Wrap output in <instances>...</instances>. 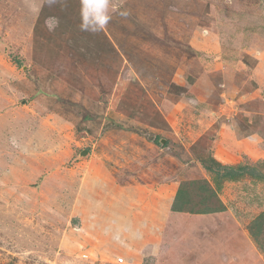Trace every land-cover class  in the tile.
Masks as SVG:
<instances>
[{"label": "rangeland", "instance_id": "1", "mask_svg": "<svg viewBox=\"0 0 264 264\" xmlns=\"http://www.w3.org/2000/svg\"><path fill=\"white\" fill-rule=\"evenodd\" d=\"M210 155L264 174V0H0V264H264V177ZM203 179L221 211L170 209Z\"/></svg>", "mask_w": 264, "mask_h": 264}, {"label": "trees", "instance_id": "2", "mask_svg": "<svg viewBox=\"0 0 264 264\" xmlns=\"http://www.w3.org/2000/svg\"><path fill=\"white\" fill-rule=\"evenodd\" d=\"M16 64L19 62L15 61ZM159 136L154 138V143L158 144ZM200 164L204 169L214 172L219 178H240L243 174H250L255 177H264V174L259 170H256L247 165L230 166L220 163L212 155L207 158H199ZM197 183V184H196ZM188 185L196 186V195H199L197 201L192 197V193L188 190V187L183 185L179 186L175 197L171 204L172 211H188L190 213H212L215 211H221L223 207L211 203V197H213L212 189L206 180L189 181ZM196 184V185H194ZM264 224L263 212L259 214L255 219L250 222L248 230L253 238H256L262 231V225Z\"/></svg>", "mask_w": 264, "mask_h": 264}, {"label": "crops", "instance_id": "3", "mask_svg": "<svg viewBox=\"0 0 264 264\" xmlns=\"http://www.w3.org/2000/svg\"><path fill=\"white\" fill-rule=\"evenodd\" d=\"M97 171H98V174H96L95 176L93 175L91 177V179L94 180V178H96L94 180V183L97 182V179L101 180L102 182L105 181L106 182V184H105L106 187L104 189H106V192H108V193H113V196H114L113 200L112 199H110V200L106 199L105 200L104 197H102L103 199H98L96 201L97 202L96 208H99V212H100V213H98V215H100V217L103 215V216H105L108 219L110 218L116 224L125 223L123 218L125 216L126 217L128 216V218H129V216L132 215L134 220L131 219L130 222L127 220V223H131V224L133 223L134 224L133 226H135L137 223L145 224L147 221L145 220L146 218L143 217L140 214L141 212L139 213V216H137L136 213H135L137 209H139V210H137L138 212L140 210H142V209L145 210V206H142V205H139V204L138 205L137 204L133 205L129 201L132 198L130 193H128V192H130V190H128L124 185L120 186L121 183L119 184L117 182L116 178L114 177V174L112 176L113 178L110 176V172H109V170L106 167H104L103 169H101L99 167V170H98V167H97ZM111 180L114 181L113 184H109ZM101 181L98 182L99 186H100V182ZM107 181H108V183H107ZM170 187H171V184L163 187V192H164L163 196H165V202H166V200H170L171 197H172L171 192H170L171 191ZM96 192H98V190ZM159 194H158L159 196L157 198L158 199V203L161 202V197H160L161 193H159ZM154 197H157V196L156 195L154 196V194H153L152 198H154ZM124 204H126V206H123ZM162 207H163V205H161V209H162ZM162 218H164V217H162ZM138 231L141 232L139 226H138ZM119 235L121 236L122 234H119Z\"/></svg>", "mask_w": 264, "mask_h": 264}, {"label": "water", "instance_id": "4", "mask_svg": "<svg viewBox=\"0 0 264 264\" xmlns=\"http://www.w3.org/2000/svg\"><path fill=\"white\" fill-rule=\"evenodd\" d=\"M161 142H164V139H161Z\"/></svg>", "mask_w": 264, "mask_h": 264}]
</instances>
